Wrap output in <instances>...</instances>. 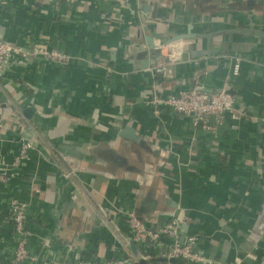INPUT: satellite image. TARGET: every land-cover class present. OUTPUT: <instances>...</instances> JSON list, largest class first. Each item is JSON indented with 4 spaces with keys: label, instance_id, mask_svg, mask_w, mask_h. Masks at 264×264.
Returning a JSON list of instances; mask_svg holds the SVG:
<instances>
[{
    "label": "crops",
    "instance_id": "crops-1",
    "mask_svg": "<svg viewBox=\"0 0 264 264\" xmlns=\"http://www.w3.org/2000/svg\"><path fill=\"white\" fill-rule=\"evenodd\" d=\"M188 32L194 57L152 74L167 48L144 57L146 38ZM256 32L264 33V0H6L0 39L22 51L0 77V173L9 176L0 183V264L12 249L11 198L28 205L39 264H100L126 248L144 257L130 249L124 208L149 228L177 217L181 238L197 236L220 264H264V38ZM35 47L68 64L34 57ZM236 59L229 90L241 116H225L218 138L145 106L199 84L220 89ZM124 127L140 143L119 137ZM20 140L33 149L12 169Z\"/></svg>",
    "mask_w": 264,
    "mask_h": 264
},
{
    "label": "built area",
    "instance_id": "built-area-1",
    "mask_svg": "<svg viewBox=\"0 0 264 264\" xmlns=\"http://www.w3.org/2000/svg\"><path fill=\"white\" fill-rule=\"evenodd\" d=\"M6 4V0H0V6ZM187 44V43H185ZM174 48H168L167 60H156L150 69L152 74H165L169 68L177 63L174 59ZM21 49L10 45L0 39V77L8 69L13 59L21 54ZM34 57H40L47 62L66 66L68 57L55 50H47L45 47H35L32 50ZM239 74V60L236 59L231 74L224 81L223 86L213 92L201 91L197 86L189 90L180 91L176 95L160 96L152 95L145 102V106L151 107L155 114L159 110L167 109L180 116L189 118L193 128L201 127V130L218 138L224 131V118L229 117L232 121L240 119V112L235 108L233 96L229 93V83ZM1 91V87H0ZM234 128V126H232ZM33 145L20 140V150L12 163L11 168L16 169L22 161L27 158ZM8 173H0V183L5 184L8 180ZM28 205L22 201L11 198L8 204L7 222L12 227V249L9 253L1 255L4 264H39L37 257L29 251L31 233L26 227ZM121 215L125 219L126 229L134 246L144 254L136 258L131 255L128 248L123 252L121 258L106 260L100 264H137L140 260L161 257L167 260L180 259L187 264H220L207 256L199 249L198 237L186 236L184 239L179 235V221L177 217L170 216L162 224L147 227L139 220L135 212L130 208H124ZM163 240H169L171 244L164 247ZM158 250V253L150 255L149 251ZM61 264H93L84 259H75L72 263ZM236 264H241L237 262Z\"/></svg>",
    "mask_w": 264,
    "mask_h": 264
},
{
    "label": "water",
    "instance_id": "water-1",
    "mask_svg": "<svg viewBox=\"0 0 264 264\" xmlns=\"http://www.w3.org/2000/svg\"><path fill=\"white\" fill-rule=\"evenodd\" d=\"M149 11H150V7L147 6L145 8V13H149ZM151 17L152 18H157V19H162L160 13L157 14V15L151 14ZM189 29H191L190 26H189ZM254 35H256L258 37H261V38H264V33H260V32L257 33L256 32ZM191 39H196V36L191 34L190 32L185 33V34H179L177 36L171 37L170 39H168V40H166L164 42L159 41L158 43H154L151 38H149V39L146 38L149 50L145 51V52H143L141 54L144 57H147L148 54H151L153 56V55L158 54L161 49H163V48H167V49L168 48H172V46L175 45L176 42L183 43V41L185 40V43H187V44L183 43L180 46H175L174 49H173V53H174L173 57H174V59L176 61L185 62V61H188V59H191L192 57H194V53L193 52H190V53L185 52V50L187 48H190V46H191V44L189 42H187L186 40H191ZM195 54L199 55L200 53H195ZM142 67H143V69H146L148 67V62L146 60L143 61ZM197 88L199 90H201V91L211 92V91L205 89L200 84L197 85ZM229 93L232 95V90H229ZM33 113H34V109L32 107H30V108L24 109L21 114H22V116L24 118L30 119ZM118 136L121 137L122 139L129 140L131 142L140 143L138 137L135 135L134 130L132 128H129V127L122 128L119 131ZM171 205L173 206V208L175 207V205L173 203ZM129 246H130L131 251L134 254H136V249H135L134 244L132 242H130ZM170 262H171V260H170ZM137 264H145V261L144 260H140Z\"/></svg>",
    "mask_w": 264,
    "mask_h": 264
},
{
    "label": "trees",
    "instance_id": "trees-1",
    "mask_svg": "<svg viewBox=\"0 0 264 264\" xmlns=\"http://www.w3.org/2000/svg\"><path fill=\"white\" fill-rule=\"evenodd\" d=\"M136 217L140 220V216L139 214L136 212L135 213ZM162 263H168V264H187L184 261L180 260V259H171L167 260L166 258H161V257H152V258H148L145 260V264H162Z\"/></svg>",
    "mask_w": 264,
    "mask_h": 264
}]
</instances>
